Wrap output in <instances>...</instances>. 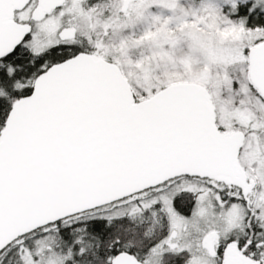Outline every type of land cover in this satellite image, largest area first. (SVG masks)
<instances>
[{
  "label": "snow or ice",
  "instance_id": "1",
  "mask_svg": "<svg viewBox=\"0 0 264 264\" xmlns=\"http://www.w3.org/2000/svg\"><path fill=\"white\" fill-rule=\"evenodd\" d=\"M0 264H264V0H0Z\"/></svg>",
  "mask_w": 264,
  "mask_h": 264
}]
</instances>
